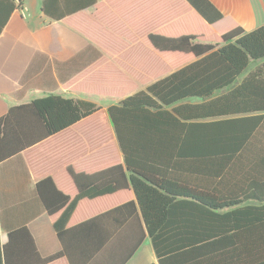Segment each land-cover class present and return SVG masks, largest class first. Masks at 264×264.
Instances as JSON below:
<instances>
[{
	"label": "trees",
	"instance_id": "16d2710c",
	"mask_svg": "<svg viewBox=\"0 0 264 264\" xmlns=\"http://www.w3.org/2000/svg\"><path fill=\"white\" fill-rule=\"evenodd\" d=\"M186 1L206 29L151 33L154 49L121 52L137 82L101 74L99 63L65 85L115 99L105 110L51 94L0 118V162L25 154L62 245L42 257L23 226L0 239V264H124L147 236L158 259L150 264H264V24L217 31L224 14L210 0ZM43 12L52 13L46 1ZM137 56L178 63H128ZM152 70L158 79L144 78ZM128 219L140 235L115 263Z\"/></svg>",
	"mask_w": 264,
	"mask_h": 264
},
{
	"label": "crops",
	"instance_id": "0c3cea01",
	"mask_svg": "<svg viewBox=\"0 0 264 264\" xmlns=\"http://www.w3.org/2000/svg\"><path fill=\"white\" fill-rule=\"evenodd\" d=\"M45 1L52 10L48 15L43 12ZM210 1L224 14L214 25L217 31L235 23L246 31L264 24V0ZM18 2L0 0V118L13 106L51 94L88 98L105 110L116 100L69 90L65 85L99 63L104 68L99 69L101 74L115 71L119 77L125 75L137 82L116 60L121 52L131 47L154 49L148 40L151 33L177 37L206 29L186 0H23L22 8ZM51 16H63V19L53 20ZM167 58L137 56L128 63L138 67L153 64L154 69L159 64L178 63L175 56ZM138 67L134 69L142 74ZM154 73L152 70L144 78L158 79ZM87 125L95 129L100 126L96 121ZM95 136L97 133L86 136L90 137L86 142L96 139ZM107 155H104V164L112 162L111 155ZM96 157L92 160L97 163ZM121 195L120 203L129 199L127 192ZM107 199L113 202L112 197ZM112 206L106 204L105 208ZM129 224L124 235L111 247L110 255L115 263L139 238L138 224L128 219ZM23 226L31 233L42 257L61 251V242L37 192L29 162L21 152L0 162L1 242L8 240L10 231ZM157 261L151 238L147 236L124 264Z\"/></svg>",
	"mask_w": 264,
	"mask_h": 264
}]
</instances>
